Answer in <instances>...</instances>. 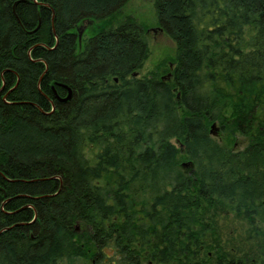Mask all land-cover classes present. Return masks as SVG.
<instances>
[{"label": "trees", "instance_id": "16d2710c", "mask_svg": "<svg viewBox=\"0 0 264 264\" xmlns=\"http://www.w3.org/2000/svg\"><path fill=\"white\" fill-rule=\"evenodd\" d=\"M128 1L0 0V264H263L264 0H153L170 77Z\"/></svg>", "mask_w": 264, "mask_h": 264}, {"label": "rangeland", "instance_id": "374dc122", "mask_svg": "<svg viewBox=\"0 0 264 264\" xmlns=\"http://www.w3.org/2000/svg\"><path fill=\"white\" fill-rule=\"evenodd\" d=\"M121 14L132 15L142 24L144 35L148 47V55L143 61L141 68L137 71V76L150 75L157 73L159 76L170 77L172 71V57L175 52L174 41L163 31L157 23L153 0H129L121 9ZM113 23V21H108ZM88 26V22L82 27V36L87 37L84 31ZM218 124L215 123V138L220 142H226V135L217 129ZM211 128V125H210ZM247 138L243 135L236 134L231 138L233 148L242 149L247 144ZM181 161L186 159L180 158ZM207 216L211 215L213 231L215 235H206L205 238L209 242L219 241L222 247H231L234 244L236 248L235 254L241 256L243 253H252L254 256L260 252L256 245V239L260 236L249 228L248 222L238 214L218 206L206 212ZM264 230V226L260 227ZM217 241V242H218ZM216 242V243H217ZM212 244V243H211ZM78 263H81L78 259ZM88 264H91L90 262Z\"/></svg>", "mask_w": 264, "mask_h": 264}, {"label": "water", "instance_id": "95a60500", "mask_svg": "<svg viewBox=\"0 0 264 264\" xmlns=\"http://www.w3.org/2000/svg\"><path fill=\"white\" fill-rule=\"evenodd\" d=\"M160 30H162L161 28H160ZM79 31V33H78V37H79V40H80V38H81V35H82V30H78ZM70 89H68V95H67V98H69L70 97ZM215 131H216V127H215V122H213L212 124H211V128H210V132L214 135L215 134ZM184 164V166H186L187 165V163H183Z\"/></svg>", "mask_w": 264, "mask_h": 264}, {"label": "flooded vegetation", "instance_id": "af4514ba", "mask_svg": "<svg viewBox=\"0 0 264 264\" xmlns=\"http://www.w3.org/2000/svg\"><path fill=\"white\" fill-rule=\"evenodd\" d=\"M261 255L264 257V253H261ZM212 261H214V260H212ZM235 264H240V262L239 261L238 262H235Z\"/></svg>", "mask_w": 264, "mask_h": 264}]
</instances>
